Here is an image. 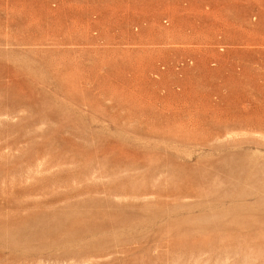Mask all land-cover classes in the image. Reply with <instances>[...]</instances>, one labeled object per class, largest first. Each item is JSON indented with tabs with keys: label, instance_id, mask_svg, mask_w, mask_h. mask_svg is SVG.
<instances>
[{
	"label": "rangeland",
	"instance_id": "374dc122",
	"mask_svg": "<svg viewBox=\"0 0 264 264\" xmlns=\"http://www.w3.org/2000/svg\"><path fill=\"white\" fill-rule=\"evenodd\" d=\"M0 264H264V0H0Z\"/></svg>",
	"mask_w": 264,
	"mask_h": 264
}]
</instances>
